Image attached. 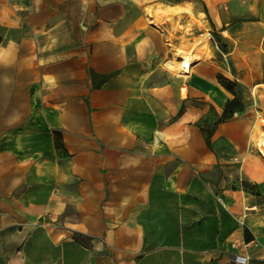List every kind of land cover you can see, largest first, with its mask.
<instances>
[{
    "label": "crops",
    "instance_id": "1",
    "mask_svg": "<svg viewBox=\"0 0 264 264\" xmlns=\"http://www.w3.org/2000/svg\"><path fill=\"white\" fill-rule=\"evenodd\" d=\"M237 1L0 0V264H231L205 196L264 264L256 117L218 81Z\"/></svg>",
    "mask_w": 264,
    "mask_h": 264
},
{
    "label": "rangeland",
    "instance_id": "2",
    "mask_svg": "<svg viewBox=\"0 0 264 264\" xmlns=\"http://www.w3.org/2000/svg\"><path fill=\"white\" fill-rule=\"evenodd\" d=\"M244 2L243 4H239L238 1L236 2V16L230 20L228 26L235 39V46L237 48L235 56L227 60L223 55H220V58H218L219 62H217L220 66L218 67L220 72L219 76L235 83V93L226 111L223 113L222 118H231L237 112L243 113L250 111L260 123H263L264 51L262 49L264 48V20L260 15H257V9L251 7V0ZM207 36L208 34H206ZM175 68V66L171 67L174 72L176 70ZM236 78H240L246 85L239 82ZM255 85H257V90L256 94L253 95L250 87ZM262 130H264V126L259 131ZM254 142L256 143L255 139ZM205 193L212 194L209 191ZM212 203V199L207 196L201 202L203 218L205 220L204 234L209 237L218 238L221 244L225 243V250L228 253L226 256L229 260H231L229 254H233V251L244 254L245 251L242 247H232V243L238 235L240 224L227 215H219L215 205L213 206ZM257 252V249L249 250L248 253L251 256L250 264L254 262L255 258L253 256L254 253L257 255Z\"/></svg>",
    "mask_w": 264,
    "mask_h": 264
},
{
    "label": "bare ground",
    "instance_id": "3",
    "mask_svg": "<svg viewBox=\"0 0 264 264\" xmlns=\"http://www.w3.org/2000/svg\"><path fill=\"white\" fill-rule=\"evenodd\" d=\"M225 35H228L227 32H225ZM200 56L198 55H193L192 53H188L185 52V55H177L178 58V62H177V66L175 65V63H171L170 67L175 66L176 70V77L172 80V84L178 89V91L182 94H186L187 91V87H188V80L191 77V64L196 60V58H198ZM203 57V56H202ZM201 57V58H202ZM172 65V66H171ZM228 72L231 73L230 70H228ZM238 80H241L240 78H237ZM250 90L252 91L253 95L256 94V90H257V85L250 87ZM264 126V122L260 123V121H258L256 119L255 124H254V129L252 132V139L256 140V144L259 147V150L261 151V153L264 156V130L259 131L261 129V127Z\"/></svg>",
    "mask_w": 264,
    "mask_h": 264
},
{
    "label": "trees",
    "instance_id": "4",
    "mask_svg": "<svg viewBox=\"0 0 264 264\" xmlns=\"http://www.w3.org/2000/svg\"><path fill=\"white\" fill-rule=\"evenodd\" d=\"M215 36H216V38H217L219 41H221L219 35H215ZM221 46H222L221 49H223V50L226 49V47H225L223 44H221ZM95 76H96V75H93V78H94V84H95V85H100V84H101L103 81H105V79L107 78L106 75H101V76L98 77V79H96ZM218 81H219V83H220L225 89H227L229 92H231V93L234 95V93H235V83H234V82H231V81L227 80L226 78H223L222 76H218ZM230 101H231V100H228V101L226 102L224 112L226 111V109H227V107H228ZM206 140H207V143H208V144L211 143V141H210V132H207V134H206ZM55 141H56V146H57V148H60V147H61V141H60V137H59L58 134H55ZM245 187H246V186H245ZM245 238L248 239V238H249L248 235H246Z\"/></svg>",
    "mask_w": 264,
    "mask_h": 264
},
{
    "label": "built area",
    "instance_id": "5",
    "mask_svg": "<svg viewBox=\"0 0 264 264\" xmlns=\"http://www.w3.org/2000/svg\"><path fill=\"white\" fill-rule=\"evenodd\" d=\"M237 221L242 227L246 225L244 221V215L237 218ZM232 247L234 248L242 247V249L245 251L244 254L234 253L231 256V261L233 264H250L251 256L249 255L248 250L251 247V242L246 241L244 238L237 239L232 243Z\"/></svg>",
    "mask_w": 264,
    "mask_h": 264
}]
</instances>
